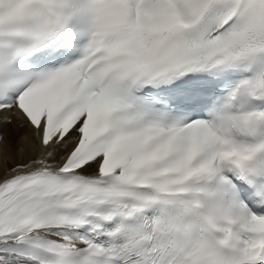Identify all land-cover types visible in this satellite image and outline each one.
Instances as JSON below:
<instances>
[{
    "label": "snow or ice",
    "instance_id": "1",
    "mask_svg": "<svg viewBox=\"0 0 264 264\" xmlns=\"http://www.w3.org/2000/svg\"><path fill=\"white\" fill-rule=\"evenodd\" d=\"M0 264H264V0H0Z\"/></svg>",
    "mask_w": 264,
    "mask_h": 264
},
{
    "label": "bare ground",
    "instance_id": "2",
    "mask_svg": "<svg viewBox=\"0 0 264 264\" xmlns=\"http://www.w3.org/2000/svg\"><path fill=\"white\" fill-rule=\"evenodd\" d=\"M28 131L27 128H18L15 122L13 125L7 126L4 129L5 141L3 144H0V164L3 163L6 156L15 157L17 155L20 137L25 135Z\"/></svg>",
    "mask_w": 264,
    "mask_h": 264
},
{
    "label": "rangeland",
    "instance_id": "3",
    "mask_svg": "<svg viewBox=\"0 0 264 264\" xmlns=\"http://www.w3.org/2000/svg\"><path fill=\"white\" fill-rule=\"evenodd\" d=\"M0 153H1V151H0Z\"/></svg>",
    "mask_w": 264,
    "mask_h": 264
}]
</instances>
